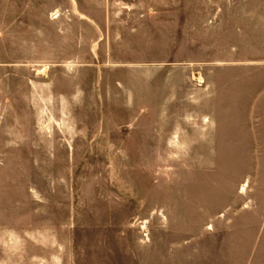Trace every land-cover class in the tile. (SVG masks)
Here are the masks:
<instances>
[{
  "label": "rangeland",
  "instance_id": "374dc122",
  "mask_svg": "<svg viewBox=\"0 0 264 264\" xmlns=\"http://www.w3.org/2000/svg\"><path fill=\"white\" fill-rule=\"evenodd\" d=\"M0 264H264V0H0Z\"/></svg>",
  "mask_w": 264,
  "mask_h": 264
}]
</instances>
